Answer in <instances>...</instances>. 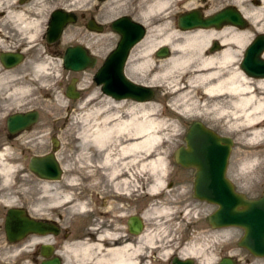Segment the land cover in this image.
I'll return each mask as SVG.
<instances>
[{
  "label": "bare ground",
  "instance_id": "1",
  "mask_svg": "<svg viewBox=\"0 0 264 264\" xmlns=\"http://www.w3.org/2000/svg\"><path fill=\"white\" fill-rule=\"evenodd\" d=\"M172 1H133V3L136 2V7H139L140 16L138 17L150 28L149 33H154L153 37L150 34L148 46L138 51L137 57L132 63V69L137 70L139 74L145 77L140 79L143 82L140 85L161 90L162 99L170 97L169 107L173 110L177 109L178 116H187L186 119L196 116L202 118L208 112L237 134L240 144L251 146L264 144V79L255 83L238 67V57L245 44L251 39L253 33L264 31V0H231L230 5L225 6L237 8L245 20V26L249 21L253 25L254 32L248 29L243 30V27L239 28L231 24H224L221 27L181 29L177 24V19L181 14L199 10L202 16L206 17L218 10L211 14L205 13L201 9L202 5L200 3L199 8L178 13L170 21L168 18H171L172 15L168 12L172 11ZM200 1L203 3L206 0ZM247 1H250L254 6L246 8L245 3ZM41 2L42 0L40 4ZM210 2H216V0H210ZM5 3V1L0 0V11L3 10ZM17 4L14 0L10 4L7 2L5 17L8 22L12 21L17 28L20 25L22 29H31L38 26L40 23L39 17L31 19V15L26 16L28 12L25 13L23 9L20 10ZM36 8L38 11L40 10L38 7ZM216 40L220 41L222 47L216 52H211L210 45ZM159 46L168 47L170 50V54L166 58L156 59L154 57L153 50ZM46 67V64L40 63L35 66V70L45 72ZM9 73L16 75L15 79L9 80L8 78V80H4L9 76ZM20 75L17 69L15 72L8 69L7 73L0 77V84L6 86L7 95L13 93L16 99L18 97L22 98L23 92H26ZM252 87L254 90H252ZM78 89L76 85L75 90L78 91ZM104 99H106L105 103L99 104L98 102L93 106L94 108L90 104L91 107L89 105L84 106L83 102L77 107L80 113L74 117V120L75 124L80 125L81 129L77 138L80 141V154H83V165H79V168L74 167L73 171L76 173L80 171L83 175L88 174L89 168H92L93 163L96 162L93 159L95 154L99 156L98 161L103 166H113L119 159H125L122 162L124 166L135 165L136 171L141 176L147 174L154 179L153 181L156 183L150 186L149 191L156 194L157 189H159L157 186H161L162 182L160 176H154L166 172L165 159L161 155L163 152L157 148L168 141L170 131H175L177 126L168 122L162 117V114H159L156 104L151 101L152 98L149 99L151 102L137 101L131 104L115 102L110 98ZM101 100L103 101V99ZM118 108L121 110H118ZM56 146L53 148L54 152H51L54 155ZM9 149L8 146L6 150H0V174L6 180L8 173L15 168L11 161L7 159L9 153L6 155V152ZM263 158L264 149H250L245 157L243 155L241 160L236 163V167L239 171L243 170V173H250L252 169H254L253 172L258 173L260 162L264 161ZM57 162L59 163L60 178L62 179V175H64L63 166H61L58 159ZM74 177V173H69L67 176L68 181L65 180L63 184L60 183V178L36 180L40 183L39 186L42 188L43 193L38 195L35 200V207L32 208L35 218H41L42 206L40 202L45 196L49 198L52 196L50 195V189L53 187L54 182L56 183L59 179V187H62V190L64 189V193L58 201L48 203L43 207L51 208L64 202L68 203L64 208H83V203L73 201L76 197L72 198L71 196L74 189L70 186L75 183ZM191 206H193L192 203L189 207ZM174 208L167 204H154L146 211L144 216L150 221L149 227L140 240L137 241L138 244H143L144 247L132 243L117 245L114 243V235L110 232L105 236L103 234L101 239L96 242L71 239L72 241L65 242L63 247L62 256L65 259V264H164L162 261L163 255H156L153 261L156 260L157 262L152 261L151 263L147 261L148 255L145 253L154 244L162 242L160 239L164 231L162 227L169 225L166 222L178 218V210ZM193 209L191 207L187 213L190 214ZM23 210L31 217L29 209ZM228 227L231 226L221 228ZM200 251L201 247L198 241L193 238L180 251V254L183 257L196 258L198 264H208L214 260L206 257L201 261L199 259ZM43 255L48 256L49 254L43 251ZM141 257H144V261L138 263L137 260ZM229 257L233 258L237 264L241 263L238 260L240 258L237 259L232 253ZM247 261V259L246 261L243 259V262Z\"/></svg>",
  "mask_w": 264,
  "mask_h": 264
},
{
  "label": "flooded vegetation",
  "instance_id": "2",
  "mask_svg": "<svg viewBox=\"0 0 264 264\" xmlns=\"http://www.w3.org/2000/svg\"><path fill=\"white\" fill-rule=\"evenodd\" d=\"M3 1H5L6 3L3 6V10L0 11V36L3 35L2 37H0V77L4 73H7L8 69H12L5 66L4 62L1 59V55L7 52L22 53L23 50H25V48H22V46L20 45L21 43L19 42H17V47H14V49H8L7 47V44L9 43V30L7 27L8 20L6 19L5 14L7 10L6 4L8 0ZM14 1L17 3H30L33 0ZM106 1L107 0H94L95 6H88L84 8V11L83 0H81L80 4H78L77 7L60 6L53 8L48 13L45 23L43 24L44 33L42 34V39L47 47L54 48L55 55H59V48L62 47V58L67 48H76L77 50L84 49L87 55L93 59V66L85 68L82 71L74 72L66 69L68 73L73 74H77L80 72L83 73L87 70H93L91 75L85 76L83 78L85 79V83H83V101H88L89 99H91L92 101L90 105L92 107L95 106L98 101L103 98H110L115 102H124L126 104H131L137 101L149 102V99L141 100L120 96L129 88V86H118L117 95L120 97H116L105 93L102 89V84H98L97 82L95 73L103 65L107 55L116 47L115 45L114 48L110 50L109 53L106 54V56H104L102 59L99 58V54L96 52V43L98 39H100V37L98 36H101L103 34L105 27L109 26L111 28V23L113 22V20L119 17L117 16L108 21L97 16V9H99L100 5H102ZM57 9L70 13V17L73 18V20H70L65 24L59 38L55 39L53 42H49L47 39L46 31L52 19L51 14ZM123 15L129 17L131 21L141 24L143 27V34L139 41L130 49L123 67V73L125 77L131 82L140 84L143 83L142 81H140V79H144L145 77H143L142 74L139 75L137 70L132 69V63L130 62H133V60L136 59L137 53L141 48L148 46V41L151 37V33H149L150 28L146 26V24L141 20L140 17H136L130 14H122L120 16ZM26 16H29V14H27ZM30 18L33 19L34 17L30 16ZM248 23L249 22L247 21V25L242 28L243 30L248 29ZM29 30L30 29H27V32ZM83 33L90 34L93 37L97 36V38L95 40H83ZM258 36H262L260 38L259 46L256 50V53L251 56L249 62L252 67H264V31L262 33H253V36L245 44L238 57V67L251 81L255 83L258 80L264 79V74H249V72L242 68L241 64L244 60L246 49ZM219 42V40L212 42V44L210 45L211 52H216L222 47V44H220ZM164 47L165 46H159L153 50V55L156 59L166 58L170 54V50L168 49V47H166V49H164ZM165 53L167 55L162 56ZM17 66L18 64L13 66V68ZM74 78L75 86L78 84L77 77L69 78L68 83L66 84V95L67 88ZM4 80H8V77ZM152 89L155 95L156 88L153 87ZM252 90H254L253 87ZM5 98H7L6 86L0 84V134L2 131L5 132V140H1L0 138V150H6V148L8 147L6 146V144L10 141L17 140L19 142H29L31 141V138L37 137V135H30L31 133L25 135V133L23 132L25 130L14 135L9 133L7 129V118L9 115L16 112L7 111V105H5L4 102ZM218 120V118L213 117L212 114L208 112L202 118L198 116L190 117L187 120H184L182 118L178 125V144L175 150H178L180 152L183 149L187 148L186 135L192 124L196 125V129L194 131V138L196 142L200 137L199 128L202 127L205 130V133L203 134V138L206 141L204 146L205 154L209 156L211 154L218 155L220 159H226L223 166L225 169L224 178L230 180L231 183H233L231 178L232 160L234 159L235 162H238L239 160H241L243 155L245 157L250 149H264V144H255L253 146L240 144V141H238L237 139V134L232 132L227 128V126L224 125L223 122H220ZM28 129H30V127ZM11 145L13 148H15V145H13L12 143ZM9 152L13 153L14 151L8 150L6 152V155ZM52 152H54L53 149ZM14 153V155L8 154L7 157V159L11 161V163L14 162L15 159H18L19 157L23 158L24 156L22 152H20V156L16 153V151ZM49 153L51 152L45 151L40 155L43 156ZM32 156H39V154L34 153L30 156L27 155L25 159H28L29 162V159ZM93 159L96 162L93 163L92 168H89V173H85V175H83V227L79 232L80 235L76 237L71 235L72 232H69V230L66 229V227H64L55 218L43 216H40L41 218H35L36 216H32L31 214V217H33L34 219L55 226L58 229L57 233L53 231L47 234L33 232L21 239L11 241L5 229V218L7 215V211L10 208H23L25 210H27V208L22 205L9 206L3 209V218L0 220V243H4L5 245L3 247L2 255H0V261L4 264H48L52 260H58V264H65V259L62 256L65 242H68L71 239H82L83 241L92 240L96 242L97 240L101 239V236L103 234L105 236V234H108L109 232L114 235V243H116L117 245L132 243L133 245L137 246V241L140 240L141 236L145 234V230H147V228L149 227L150 221L147 220L144 216L146 211L154 204H159L160 199H164L166 200L165 204L169 205L170 207L173 206L175 207V210H178V218L175 220L167 221L166 223H168L169 225L162 227V229H164V231L162 232V237H160L162 242L154 244L150 249H148V251H146L145 254L148 255L147 261L152 263L151 256L154 259L156 255L161 254L163 255L162 261L164 262V264H177L178 261H185L189 264H198V260L196 258L190 256L183 257L180 254V251L183 250V248L187 244H189L193 238L195 240L199 238V233L197 230L198 226H196L197 223H194L195 229H192L193 221L187 220V218L190 219L187 212L191 207H193L194 209L191 211V214L197 216L198 207L196 206V203H202L206 205V207H212V212H214L217 208L216 204L198 199L194 196V179L199 169L198 166L185 167L176 163L174 160L176 166L170 169L168 175L166 174L167 177L164 180L162 187L157 189L156 194H152L149 191L152 178L147 174L141 176L136 171L135 165L131 166L129 164L124 166L122 162L125 159H119V161L115 162L113 166H103V164L99 163L98 161L99 156H93ZM261 168L262 166H260V171H258L260 178L256 179L258 181V184L254 185V188L253 186L248 187H251V189L253 188L255 190L254 194H250V191H248L247 187H245L243 191L240 192L248 200H259L261 198H264V173L261 171ZM30 172L34 176L35 180L42 179L32 171ZM239 172L241 174H245L243 173V170ZM59 182L60 179L56 183L54 182V184L59 186ZM168 195H170V197L173 195L172 199L169 200ZM157 201H159V203ZM190 203H192L193 206L189 207ZM210 214L206 215L204 221L214 232V241L212 248L214 251L213 253L215 254H213L215 260L213 261V264H218L222 258L231 256L232 252L229 246L230 242L226 241V239L229 238L226 230L227 228H212L208 222V216ZM185 222L186 224L184 225L183 223ZM241 230L243 233L242 235H244V229L241 228ZM195 231L196 234L194 235L193 232ZM140 245L144 247L143 244H138V246ZM161 249L162 251H160ZM245 250L247 251L246 255L248 254L249 256H254L247 249ZM43 251H45L49 255L44 256ZM235 254L238 255V253ZM143 258L144 257L139 258L137 260L138 263H143ZM244 260L246 261V259ZM153 262L156 263L157 261L154 260Z\"/></svg>",
  "mask_w": 264,
  "mask_h": 264
},
{
  "label": "rangeland",
  "instance_id": "3",
  "mask_svg": "<svg viewBox=\"0 0 264 264\" xmlns=\"http://www.w3.org/2000/svg\"><path fill=\"white\" fill-rule=\"evenodd\" d=\"M40 1L41 0H33L30 3L25 2L17 4V6H19L18 8L20 10L23 9L25 13L28 12L29 15L35 18L39 17L40 23L38 26H34L27 32V28L22 29L20 25L17 28V26H15L12 21H9L7 24L9 30V43L7 44L8 49H14V47H17V42L21 43L20 45L22 48H25V50L22 52L24 55L23 61L19 63L17 67H11L12 69L10 70L15 72L17 69L19 71L23 86L26 88V92H23L22 98L18 97L16 99L13 93L7 95V98L4 99L5 105H7V111L26 112L29 110H36L38 111L39 116L37 122L31 126L30 129L23 131L25 135L31 133L30 135H37V137L31 138V141L29 142H19L17 140H13L6 144V146L10 147V151H16L19 156L20 152H22L24 156L23 158L19 157L18 159H15L14 162H12V165L15 168L8 173L7 180L0 174V220L3 218V209L15 205H22L26 207L29 209V212L35 216L32 208L35 207L36 198L39 194H42L43 191L39 186L40 183L34 179V176L28 169V159H25V157L34 153L41 156L40 154L45 151L52 152V149L54 148L52 141L53 139L57 140L58 142L55 156L61 163V166H63L64 170V175H62V179L60 178V183L63 184L65 180L68 181V174L74 173L75 183L74 185L70 186V188L74 189L73 193H71V196L72 198L76 197L73 201L83 203V173L80 171L78 173L73 171L74 167L79 168V165H83V154H80V141L77 138L81 129L80 125L75 124L74 117L80 113V111L77 110V107L81 102H83L84 106L91 104V99L88 101H83V83H85V79L83 78L85 76L91 75L93 70H87L86 72H80L77 74L68 73V71L62 67V47L59 48V55H55L54 48L47 47L42 39V34L44 33L43 24L45 23L48 13L53 8L60 6L77 7L81 0H42L41 4ZM133 1L134 0H107L99 7V9H97V16L104 20L107 19L108 21L122 14H130L138 17L140 16L139 7H136V2L133 3ZM11 2L12 0H8L9 4ZM204 2L207 3V5H205ZM230 2L231 0H216V2H210V0H206L203 1V3L200 0H173L171 6L172 11L168 12L172 16H170L171 18L168 19L173 20L172 17L178 13L193 8H199L198 5H200V3L202 5L201 9L205 11V13L211 14L227 5H230ZM88 6H95L94 0H83V11L84 8ZM252 6L254 5H252L250 1L245 3L246 8H250ZM36 7H38L40 10L38 11ZM35 8L37 9L36 12ZM247 27L248 30L254 32L253 25L250 22L248 23ZM151 34L153 37L154 33L151 32ZM98 37H100V39H98L96 43V52L99 54V58L102 59L104 56H106V54L109 53L110 50L114 48L119 36L109 26H107L105 27L103 34ZM155 37L158 38L157 35H155ZM96 38L97 36L93 37L90 34L83 33V40H95ZM40 63L47 65L45 72H37L35 70V66ZM130 63L133 62L131 61ZM15 76L16 75H11L9 73L8 78L9 80H13L15 79ZM71 77H77L78 79L77 87L79 88L78 91L80 95L75 99L69 98L65 92L66 84ZM17 80H19V78H17ZM161 94L162 91L156 89V93L151 101L156 104L157 111L160 115L162 114L164 119L177 126L175 131H170L169 137L167 139L168 141L157 148L163 152L161 155H163L165 159L164 162L166 166V172L161 175H155L154 177H161L162 186L170 169L176 166L173 159V153L178 144V125L182 118L187 120V116H178L177 109L173 110L169 107L170 97H165L162 99ZM100 100L98 101L99 104H103L105 103L106 99L103 98V101ZM110 108L112 109L113 107ZM118 110L121 109L118 108ZM4 137L5 132L2 131L0 134L1 140H5ZM11 143L15 145V148L12 147ZM14 152H9V154L14 155ZM94 156L98 155L95 154ZM236 163L237 162H235L233 159L231 164V178L233 184L235 185V189L238 192H242L243 189L247 187L248 191H250V194H254L255 190L253 188L254 185L258 184L256 179L260 178L259 173L253 172V169L250 173L241 174L236 167ZM260 166H262L261 171L264 173V161L260 162ZM153 180L154 179L152 178L151 185L156 183ZM52 186L53 187L50 189V195H52V199L51 197L49 198L48 196H45L40 202L42 206L41 216L55 218L64 227H66L69 232H72L71 235L77 236L83 227V208H64L66 205H68V203L64 202H61L62 204L58 203L56 206L51 208L43 207L48 203H55L64 193L62 187H59L55 184ZM161 186L158 185L157 187L160 188ZM249 186H253V188H248ZM172 197L173 195L171 197L168 195L169 200L172 199ZM159 201H157L159 203L158 205H163L166 202L164 199H160ZM196 206L198 207L197 216L190 213L188 214L190 219L187 218V220L193 221L192 229H195V222L197 223L196 226H198L197 230L199 233V238L197 241L201 247L199 259L202 261L204 258L210 257L212 260H215V254L213 253L214 251L212 248L214 232L204 221L206 215L212 213L213 208L209 206L206 207V205L202 203H196ZM183 224L185 225L186 222ZM226 230L227 234L229 235V238H227L226 241L230 242L229 246L231 252L237 257V259L240 258L239 261L241 264H264V257L249 256L248 254L246 255L247 251L245 248L238 246L237 242L243 234L240 227L231 226ZM193 233L195 235L196 231ZM0 244V255H2L3 247L5 245L4 243ZM235 253H238V255ZM151 259L153 261L152 256ZM243 259H247L248 261L243 262ZM213 261H210L208 264H213ZM0 264L4 263L0 261Z\"/></svg>",
  "mask_w": 264,
  "mask_h": 264
},
{
  "label": "water",
  "instance_id": "4",
  "mask_svg": "<svg viewBox=\"0 0 264 264\" xmlns=\"http://www.w3.org/2000/svg\"><path fill=\"white\" fill-rule=\"evenodd\" d=\"M70 15L60 9L52 12V19L46 31L49 42L60 37L65 24L73 20ZM177 24L181 29H191L221 27L224 24L244 27L246 23L237 8L228 6L206 17H203L199 10L185 12L178 17ZM111 28L119 34L120 38L116 48L110 52L103 65L95 73L98 84H102L103 91L112 96H125L141 100L153 98L154 93L150 87L129 81L123 73L130 49L143 34L142 25L131 21L127 16H120L111 23ZM261 37H256L245 51L241 66L249 74H264V67H252L249 62L251 56L256 53ZM166 55L165 53L162 56ZM1 59L7 68H11L23 61V54L7 52L1 55ZM62 64L63 68L78 72L92 67L94 62L84 49L67 48ZM74 81L75 78L67 88V96L73 99L79 96L78 91L75 90ZM118 86H129V88L118 96ZM38 116L36 110L11 114L7 118V129L13 135L27 130L37 122ZM195 129L196 125L192 124L186 135L187 148L180 152L178 150L174 152L175 162L185 167L198 166L199 169L194 179V196L217 205L215 211L208 216L211 227L238 226L243 228L244 235L239 239L238 245L246 248L254 256H264V198L248 200L243 194L237 192L234 185L224 178L225 169L223 166L226 159H220L218 155H206L204 152L206 141L203 138L205 130L202 127L199 128L200 137L196 142ZM52 141L55 147L57 141L55 139ZM28 168L43 179H58L61 174L59 163L52 153L32 156L29 159ZM5 229L11 241L21 239L33 232L47 234L51 231L55 233L58 231L55 226L36 221L29 217L23 209L17 208L8 209ZM48 264H58V260H52ZM177 264L189 263L178 261ZM218 264L237 263L231 257H224Z\"/></svg>",
  "mask_w": 264,
  "mask_h": 264
}]
</instances>
